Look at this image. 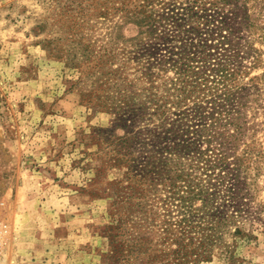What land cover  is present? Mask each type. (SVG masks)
Segmentation results:
<instances>
[{"label": "rangeland", "instance_id": "374dc122", "mask_svg": "<svg viewBox=\"0 0 264 264\" xmlns=\"http://www.w3.org/2000/svg\"><path fill=\"white\" fill-rule=\"evenodd\" d=\"M105 1L0 0V264H104L109 241L154 237V245L165 210L176 214L166 201L168 172L143 166L177 159L182 129L199 118L182 110L205 99L190 87L182 93L177 28L159 23L169 42L153 37L139 47L129 19L135 0L98 5ZM157 1L160 12L182 3ZM246 6L256 23L233 22L244 57L233 78L238 131L230 127V141L235 155L247 152L239 195L257 240L234 245L225 234L206 260L189 264H264V0ZM149 43L158 46L151 55ZM216 111L204 101L200 118Z\"/></svg>", "mask_w": 264, "mask_h": 264}, {"label": "trees", "instance_id": "16d2710c", "mask_svg": "<svg viewBox=\"0 0 264 264\" xmlns=\"http://www.w3.org/2000/svg\"><path fill=\"white\" fill-rule=\"evenodd\" d=\"M106 1L98 5L103 7ZM243 2L242 5V0H182L177 9L163 4L159 7L163 10L160 12L157 10V0H135L129 19L139 26L137 46L141 47L153 37L154 40L169 42L170 35L157 34L158 27L161 26L159 23L165 22L177 28L176 34L171 36L177 37L182 45V93L185 94L187 87H190L195 95L205 100L197 98L194 108L182 110L183 117H188L190 112L198 113L199 118L195 119L196 125L182 129V140L174 146L178 150L177 159L165 157L158 166L147 160L143 166L145 172L152 171L149 167H153L159 175L161 171L168 172L166 186L169 195L166 201L173 206L176 214L166 209L162 218L158 215L160 223L155 233L157 241L154 245V237L151 241L146 238L142 243L138 238L118 245L109 241L110 249L104 258V264H154L163 256H174L170 264H189L206 260L213 252L214 245H218L225 234L235 238L234 245L240 242L248 245L257 240L253 232L245 228L246 202L239 195L243 188L238 179V170L243 165L247 152L235 155L230 141L234 138L230 127L233 126L238 131L233 115L238 112L234 109L236 88L233 78L239 71V59L244 57L241 55L239 28H235L233 22L239 17L240 26L250 27L256 23L248 15L246 0ZM98 5L94 4V7ZM165 46L174 49L173 46ZM146 48L149 55L158 50V46L152 43L147 44ZM249 57L247 54L246 58ZM157 60L155 54L146 58V62L153 63ZM257 60L258 58H254V64ZM190 74L199 76L189 77ZM202 75L203 79L199 80ZM204 101L214 105V110L217 111L202 119L199 111ZM212 116V120L208 121ZM226 126L227 129L220 130ZM233 156L235 161L230 169L229 158ZM180 157L182 162L174 163L175 167H172L170 163ZM165 166H170L168 171L163 169ZM199 169H202V173ZM192 173L198 175L192 177ZM181 176L182 185L176 182ZM153 246L155 249H152ZM155 252H160L162 256L153 254Z\"/></svg>", "mask_w": 264, "mask_h": 264}, {"label": "bare ground", "instance_id": "6f19581e", "mask_svg": "<svg viewBox=\"0 0 264 264\" xmlns=\"http://www.w3.org/2000/svg\"><path fill=\"white\" fill-rule=\"evenodd\" d=\"M13 261H14V259H13Z\"/></svg>", "mask_w": 264, "mask_h": 264}]
</instances>
